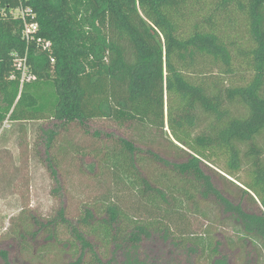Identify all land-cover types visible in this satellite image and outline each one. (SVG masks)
I'll use <instances>...</instances> for the list:
<instances>
[{
	"label": "trees",
	"instance_id": "trees-1",
	"mask_svg": "<svg viewBox=\"0 0 264 264\" xmlns=\"http://www.w3.org/2000/svg\"><path fill=\"white\" fill-rule=\"evenodd\" d=\"M17 10L26 18L11 14ZM31 23L38 32L27 42ZM19 61L35 80L22 83ZM43 119L53 122L42 140L56 183L52 151L60 130L76 124L89 133L91 122L107 120L138 133L107 134L113 145L103 161L151 214L211 200L264 243V0H0V125ZM145 139L151 142L143 148ZM145 162L160 174L150 178ZM210 166L254 196L259 212L221 193L204 170ZM105 213L107 230L120 225L115 204ZM55 220L68 225L63 211ZM133 223L123 238L119 229L113 237L120 248L131 244L132 255L153 231L174 238L158 217ZM126 256V264H140ZM211 264L230 263L215 256Z\"/></svg>",
	"mask_w": 264,
	"mask_h": 264
},
{
	"label": "rangeland",
	"instance_id": "rangeland-1",
	"mask_svg": "<svg viewBox=\"0 0 264 264\" xmlns=\"http://www.w3.org/2000/svg\"><path fill=\"white\" fill-rule=\"evenodd\" d=\"M52 126L48 119L0 125V264L1 253L7 254L11 264H69L78 259L81 264H126V254L140 264H211L215 256L226 257L230 264H264V243L247 237L211 200L173 204L165 217L164 213L151 214L132 185L116 179L103 161L102 153L113 145L107 134L138 136L113 122L95 120L89 124V133L76 124L60 130L52 151L56 183L47 168L42 140L43 130ZM97 131L100 139L93 135ZM150 142L145 139L138 144L146 148ZM145 163L150 178L160 174L156 165ZM204 170L232 202L248 212H259L261 204L253 195L254 199L244 196L240 183L211 166ZM111 204L120 209L121 222L107 230L105 210ZM60 211L68 225L55 220ZM155 217L174 228V238L153 231L133 255L128 253L131 244L127 241L125 248L117 246L113 237L118 229L123 238L135 226L133 222L141 225ZM48 222L52 225L40 227ZM78 233L90 247L84 248Z\"/></svg>",
	"mask_w": 264,
	"mask_h": 264
},
{
	"label": "built area",
	"instance_id": "built-area-1",
	"mask_svg": "<svg viewBox=\"0 0 264 264\" xmlns=\"http://www.w3.org/2000/svg\"><path fill=\"white\" fill-rule=\"evenodd\" d=\"M27 12L30 13V10H27ZM11 14L16 16V17H22L23 19L26 18L25 13L21 10H17L14 12L11 11ZM37 32H38V25L36 23L27 24L25 31H24V37H25L26 41L30 42V41L34 40L35 34H37ZM37 42H38V44L43 45L44 49H47L48 47H50V43H45L40 38L37 39ZM53 62H54V60H53ZM18 68L22 69V83H24L25 81L29 82L31 80H35V77L28 72V69H27L26 65L24 64V61L18 62Z\"/></svg>",
	"mask_w": 264,
	"mask_h": 264
}]
</instances>
